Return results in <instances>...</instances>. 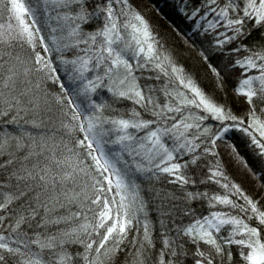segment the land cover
<instances>
[{
  "label": "snow or ice",
  "instance_id": "snow-or-ice-1",
  "mask_svg": "<svg viewBox=\"0 0 264 264\" xmlns=\"http://www.w3.org/2000/svg\"><path fill=\"white\" fill-rule=\"evenodd\" d=\"M0 0V264H264V0Z\"/></svg>",
  "mask_w": 264,
  "mask_h": 264
},
{
  "label": "trees",
  "instance_id": "trees-1",
  "mask_svg": "<svg viewBox=\"0 0 264 264\" xmlns=\"http://www.w3.org/2000/svg\"><path fill=\"white\" fill-rule=\"evenodd\" d=\"M139 3L159 28L171 30L173 25L187 27L176 11L174 0H139Z\"/></svg>",
  "mask_w": 264,
  "mask_h": 264
}]
</instances>
